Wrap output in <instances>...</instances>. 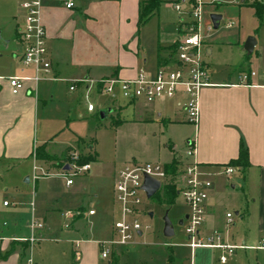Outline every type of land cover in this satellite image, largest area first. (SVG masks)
<instances>
[{"label": "crops", "instance_id": "1", "mask_svg": "<svg viewBox=\"0 0 264 264\" xmlns=\"http://www.w3.org/2000/svg\"><path fill=\"white\" fill-rule=\"evenodd\" d=\"M43 1L45 4L40 9V17L45 26L47 54L51 72L59 78H43L34 85L31 81H26L23 89L11 93L6 76L32 72L30 66L22 67L19 62L22 43L17 37L16 28L13 36L20 43L17 51L6 56L0 54V181L4 179L2 188L9 190L11 200L14 201L11 205L9 202L3 203L4 199L1 201L0 264H27L28 258L32 264H41L43 258L56 261L61 257L62 261L67 251H70L73 258L69 264H91L86 253L97 250L98 238L92 237L94 232L87 222L96 212H100L99 217H105L106 214L109 222H102L101 228H106V233H111L112 221L117 216L113 217V214L118 212L117 205L112 200V182L114 172L121 164L107 170L109 185L106 196L95 194L93 199L88 198L86 202L83 196H79L95 177L96 171L90 172V168L75 175L70 184L64 182L66 196L63 199L66 200V207L52 208L55 215L49 210L34 212V207L27 209L26 197L35 199L43 189L40 176L31 180L29 171L32 170H27L24 162L34 157L45 165L58 166L59 163L55 161L49 164L46 159L35 157V147L39 145L44 153L58 154L61 161L66 159L70 149L77 150L81 155L91 152L92 145L86 143L82 146L85 139L75 131L73 125L70 126L71 103L67 98H71L73 102L82 91H78L76 86L68 89V79L87 78L92 85V81L99 77L111 74L131 76L141 67L147 66L144 45L140 42L141 23H137L140 0H86L82 4L75 0V6L71 9L63 7L56 0ZM164 1L171 6V0ZM158 11L159 8L156 13ZM154 15L155 13L152 16ZM170 29L177 30V20L167 28L169 31ZM7 31V28L0 26L1 35L8 37ZM169 31L163 28L157 33L158 44L162 47V59L170 54L171 44L178 36V31L167 35ZM165 32L167 33L164 34ZM5 41H9V38H5ZM257 43L258 41L253 48ZM211 51L212 46L207 45L205 53L210 54ZM262 53L264 52L260 51L259 55ZM158 64L157 57L155 66L150 68L152 70L147 67V71L153 72ZM249 70H254V73L245 80L241 78L242 70L236 76L230 73L226 76L209 73L211 83L202 86L199 91V116L196 123L189 122L185 114L181 121L185 125H193L192 136L187 140L193 146L192 156L186 158L178 151L174 142L169 144L170 157L174 153L177 165L194 159L205 177L223 174L231 178L232 187H240L239 208L235 209V213L242 212L241 217L243 213L254 209L256 212H264V61L260 60L256 68L250 66ZM87 81L82 82L83 93L88 86ZM93 89L92 86L91 90ZM119 98L122 97L110 95L105 99V107L102 109L120 119L121 123L148 124L153 120L154 114L159 119L164 116L163 119L167 122L175 120L169 112L163 114L153 104L154 101L124 98L119 101ZM175 101L174 113L183 109L177 104V99ZM128 105L132 112L145 113L144 116L120 117V113ZM96 109L95 104L92 110L86 109L85 105L87 112ZM63 131H69V136H64ZM241 143L247 146L249 163L246 166L228 163L230 158L237 156ZM128 160L138 159L128 157L122 163ZM228 164L234 167L230 174L224 171ZM47 165L43 168L49 169ZM21 180L27 183L32 181V187L21 186ZM216 206V190L212 183L205 202V219L200 225V234L202 230L207 234L218 229L224 240L230 242L227 232L231 223L226 222L225 213H217ZM88 208H92L93 212L87 213ZM58 215L64 222V226L60 224L59 228L56 222ZM36 218L43 220L44 224L38 231L39 238L29 243L25 237L30 232L35 233L30 221ZM241 240L244 245L245 239ZM260 241L258 246L263 247L260 245L264 243Z\"/></svg>", "mask_w": 264, "mask_h": 264}, {"label": "rangeland", "instance_id": "2", "mask_svg": "<svg viewBox=\"0 0 264 264\" xmlns=\"http://www.w3.org/2000/svg\"><path fill=\"white\" fill-rule=\"evenodd\" d=\"M85 1L78 0L77 2L82 4ZM252 1L205 0L201 15L203 30H205V26L212 24L209 16L211 12H220L222 14L219 25L207 31L206 45H211L212 51L210 54L203 52V58L211 75L217 73L226 76L227 73H230L232 76H236L239 71L248 72L247 70H249L250 66L256 68L260 60L264 61V53L259 55L260 51L264 52V7L259 16L255 5L250 3ZM168 3L163 1L159 7V13H155L154 16L139 25L141 27L140 42L141 45H144V52L148 61L147 66L141 67V69L147 70V67L150 69L155 66L157 57L161 55L162 49L157 40L158 31H162L163 28L165 31H169L167 28L179 18L178 12L169 6ZM44 4L45 1L41 3V7ZM21 16L22 11L18 0H0V26L3 29L7 28L9 33L8 37L0 34V54H5L6 56V54L11 55L17 51V45L20 43L13 35L14 28L20 27ZM229 22L230 24L228 25ZM177 31L170 29L167 35L176 34ZM250 35L254 36L258 43L251 52H248L244 42ZM5 38H9V41H5ZM1 62L3 63V61ZM87 84L88 86L83 93L82 82H76V89L82 91L81 95L73 102L71 98H67L69 103H71L69 113L71 117L70 126L73 125L75 131L85 139L86 142H83L82 146H85L86 143L92 145L89 153L94 155L89 161V171H96L95 177L79 195L81 198L83 196L85 202L88 198L93 199L95 194L108 195L109 177L107 170L117 164H122V161L128 157H136L140 161L153 160L163 163L170 158L167 163L174 160L177 162L174 153L170 157L169 144L171 141L175 143L178 151L185 156L187 140L192 136L193 125L181 123L182 119L184 120V114L186 117L184 109L173 112L176 99L156 100L153 102L163 114L169 112L171 118L175 119L174 121L167 122L163 119L164 116L159 119L154 114L152 116L153 120L148 124L121 123L120 119L110 113H105L103 117L99 116L97 110L105 107V99L107 100L111 94L109 92L91 90L92 86L89 80ZM182 99H184L183 96ZM118 100L123 101V98ZM87 101H92L97 109L93 112H87L85 110ZM66 104L67 101L64 102V105ZM144 114L137 113V111L132 112L128 105L120 113V117L130 118L138 115L144 116ZM62 134L64 136L68 134L69 136V131H63ZM68 136L66 135L67 139ZM45 156H47L46 161L49 164L54 161L60 163L62 160L58 154L45 153ZM24 164L27 170H32L33 164L40 168L47 165L35 160L34 157L28 159ZM47 166L50 167L49 170L53 174L40 175L41 178L38 176L43 190L37 193L35 199H27L26 197L27 209L34 207V212H38L37 210L45 212V210L51 211L55 207H66V200L63 199L66 196L63 184L64 177L60 175L55 165ZM181 166L176 163V169H180ZM207 177L214 184L216 190L217 213L224 214L227 211H232L233 213V222L228 225L227 232V235H230V242L241 244V239H245L244 245L236 247L234 252L227 256L226 261L219 259L222 253L221 248L208 247L206 245L190 247L187 244L189 239L186 232L185 214L189 212V206L179 193L176 194L173 202L167 203L163 198H160L163 196L160 192L159 194H152L150 197L146 195L142 197L143 212H141L139 217L141 222L149 224L147 228H143L142 234L133 237V242L131 243L115 245L106 257L96 255L98 254V249L96 251H88L86 254L91 264H264V246H258L261 243V238L264 237V212H256L254 209L252 212L243 213L241 217L240 214L242 212L235 213V209L239 208L240 187L238 185L232 187L231 178H227L223 174H211ZM30 179L34 180L31 177V173ZM3 181L4 179L0 181V208H2L1 201L3 199L9 202V205L14 202L11 200L9 190L2 188ZM20 184L23 187H32V181L27 183L21 180ZM162 188L163 185L159 188V191ZM111 195L113 200V194L111 193ZM114 206L113 202V208ZM150 211L152 212L151 214H149ZM165 211L168 212V217L173 226L174 232L171 235L163 233ZM51 212L55 214V211ZM99 214L100 212H96V214L91 216V220H88L87 224L91 225L92 232H94L92 237L103 239L108 237L110 233H106V228L102 229L101 224L106 222L109 217L106 214L105 217L102 215L99 217ZM116 214L117 212H114L113 217ZM181 218L183 222L179 223ZM36 220L40 221L43 227V220L40 218H36ZM56 222L58 223V228L60 224L64 226L62 217L59 219V215ZM42 227H35L34 235L36 238H39L38 231ZM200 236L203 241H206V233L203 230ZM41 242L40 244H44ZM71 261H73V258L70 251H67V255L62 257V261L61 257L56 261L43 258L41 264H69Z\"/></svg>", "mask_w": 264, "mask_h": 264}, {"label": "built area", "instance_id": "3", "mask_svg": "<svg viewBox=\"0 0 264 264\" xmlns=\"http://www.w3.org/2000/svg\"><path fill=\"white\" fill-rule=\"evenodd\" d=\"M43 0H19L22 11V21L17 28V37L22 43L19 53V62L22 67L30 66V74H10L6 81L11 93H17L24 88L26 81L34 85L43 78H59L51 72V62L47 54L45 43V26L41 21L40 9ZM63 7L71 9L75 6V0H56ZM205 0H172L171 6L178 12L177 19L178 36L173 42L172 54L167 55L156 66L153 72L144 69L138 70L131 76L106 75L92 81L96 92H109L112 96H120L126 100H143L153 102L156 100L177 99L186 112V119L196 123L199 116L198 95L202 86L210 84L209 71L203 58L206 48L208 30L213 24H208L203 30L201 26L202 8ZM230 22L228 23V25ZM254 70L242 74V79H247ZM87 78L68 79V89H74L76 82L86 81ZM182 96L184 99H182ZM94 104L86 102V109L92 110ZM193 154V146L187 143L185 157ZM80 153L75 149L68 151L65 160L61 161L57 169L64 177L65 184H70L75 175L85 172L89 168V160L79 162ZM67 168H64V165ZM234 167L230 164L224 167L226 174H230ZM53 174L49 169L32 165L31 177ZM148 174L160 181L159 188L168 181L175 184L177 192L189 206L186 219V232L190 247L206 245L222 249L219 256L221 261H226L227 256L234 252L237 246L224 240L218 229H213L206 234V241L200 236V225L205 219V202L208 197L212 182L203 175L199 163L187 160L180 169L172 173L166 170L165 163L153 160L135 161L128 160L119 165L113 176L112 192L113 200L117 205V216L112 221V230L108 237L97 240V249L100 257H106L115 245H126L133 242L135 236L141 235L143 228L149 224L140 220L142 209V197L146 195L142 183L144 175ZM168 180V181H167ZM158 188V190H159ZM157 190V191H158ZM6 201L3 200V203ZM76 212V211H75ZM78 212V211H77ZM93 209L88 208L87 213ZM226 222L233 221L232 211L225 212ZM38 220L32 219V228L40 227ZM140 230V233L138 231ZM25 239L29 243L37 240L33 232ZM264 242V237L261 238ZM264 246V245H260ZM32 264L30 258L28 263Z\"/></svg>", "mask_w": 264, "mask_h": 264}, {"label": "trees", "instance_id": "4", "mask_svg": "<svg viewBox=\"0 0 264 264\" xmlns=\"http://www.w3.org/2000/svg\"><path fill=\"white\" fill-rule=\"evenodd\" d=\"M163 1L164 0H140L139 8H138L137 23L140 24L146 21L149 17H151L154 13H156L160 4ZM250 3L252 5H255L256 11L260 16L262 9L264 7V1L263 0H253ZM172 46H173V43L171 44V51H172ZM170 54H172V52H170ZM163 60L164 58L162 59V57L158 55V61L162 62ZM42 150L43 148L40 145L35 147L34 155L36 158H43V159L47 158V156H45V153ZM93 157L94 155H91L90 153L80 155L79 162L90 160ZM228 163L233 164V165H241V166H246L249 163L248 162V149L244 143L240 144L237 156L234 158H230ZM165 167L167 171L174 173L176 169V161L174 160L169 163H165ZM160 192L163 194V196L160 198H163L164 201H166L167 203L173 202L175 200L176 194L178 193L175 184H173L172 182H168L164 184L162 190L161 191L158 190L155 193L159 194Z\"/></svg>", "mask_w": 264, "mask_h": 264}, {"label": "water", "instance_id": "5", "mask_svg": "<svg viewBox=\"0 0 264 264\" xmlns=\"http://www.w3.org/2000/svg\"><path fill=\"white\" fill-rule=\"evenodd\" d=\"M210 19L212 21L213 27H217L219 25V21L222 17V14L220 12H211L210 13ZM256 42V39L254 36H248L244 42V46L246 48V50L248 52H251L253 50L254 44ZM109 109V108H108ZM98 114L100 117H103L105 115V110L104 109H100L98 111ZM64 168H67V165L65 164L63 166ZM160 186V181L148 174L144 175V181L142 183V187L144 188L145 192H146V196L150 197L152 194H154L158 188ZM152 212L150 211L149 214H151ZM188 216V213L185 214V218ZM164 225H163V233L165 235H171L173 234L174 230H173V226L171 224V220L168 217V212L165 211L164 213ZM183 219H179V223H182ZM138 233H140V230L138 231Z\"/></svg>", "mask_w": 264, "mask_h": 264}]
</instances>
